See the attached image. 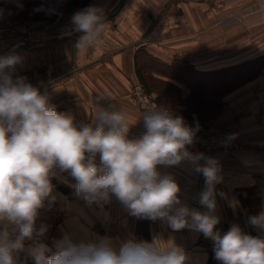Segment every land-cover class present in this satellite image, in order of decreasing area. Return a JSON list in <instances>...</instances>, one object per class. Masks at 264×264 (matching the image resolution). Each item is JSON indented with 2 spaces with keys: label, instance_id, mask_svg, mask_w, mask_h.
Returning a JSON list of instances; mask_svg holds the SVG:
<instances>
[{
  "label": "crops",
  "instance_id": "1",
  "mask_svg": "<svg viewBox=\"0 0 264 264\" xmlns=\"http://www.w3.org/2000/svg\"><path fill=\"white\" fill-rule=\"evenodd\" d=\"M6 2L16 6L26 0ZM88 6L102 10L106 31L101 42L87 52L75 48L80 33L68 34L74 13L62 21L53 13L52 20H38L57 25L34 42L0 47V55L15 51L22 56L14 75L26 77L41 91L47 89L51 103L58 111L71 114L77 124L92 122L98 96L105 97L101 107L113 105L127 112L133 123L139 121L143 112L132 100L131 91L136 83L144 88L141 75L157 87L153 96L160 91L179 112L185 109L189 86L196 79L222 72L236 74L239 68L251 69L253 62L262 60L259 69L247 77L250 80L232 87L222 100L217 98L218 104L223 102L220 112L199 121V132L231 131L242 144L232 153H203L221 166L222 181L216 185L215 197V215L220 218L216 230L222 233L237 224L244 233L264 238V232L248 223L250 216L264 209V0H92ZM215 100L214 95L213 110ZM143 130L140 120L129 135L136 137ZM190 168L184 162L160 166V171L174 175L183 203L207 211L197 202L204 177ZM52 183L55 193L64 198L42 216L50 225L44 239L51 249L47 253L55 251L54 240L65 232L81 235L86 230L110 237L117 246L128 238L146 240L138 219L129 216L119 202L113 200L103 209L87 206L75 197L71 187L75 181L68 173L54 175ZM147 230L149 242L159 237L161 243L183 247L186 264H208L213 241L202 233L187 228L174 232L160 219L149 220ZM29 246L30 242L26 249ZM29 254L27 250L20 253L22 264Z\"/></svg>",
  "mask_w": 264,
  "mask_h": 264
},
{
  "label": "clouds",
  "instance_id": "2",
  "mask_svg": "<svg viewBox=\"0 0 264 264\" xmlns=\"http://www.w3.org/2000/svg\"><path fill=\"white\" fill-rule=\"evenodd\" d=\"M70 24L69 35L80 33L79 52L98 45L106 31L103 12L95 6L75 12ZM21 63L15 51L0 55V264H21L20 253L26 250L34 264H186L184 248L161 243L162 238H128L117 246L110 237L86 230L63 233L53 242L55 251L46 255L50 225L42 216L64 198L52 183L58 173L74 179L75 197L89 207L103 209L115 200L131 217L160 219L174 232L202 233L213 241L221 264H264V238L244 233L237 224L223 235L216 230L221 166L214 157L189 150L201 130L198 120L190 125L175 111L153 105L141 115L144 130L130 137L140 120L133 123L113 105L101 107L105 97L98 96L92 122L77 124L71 114L57 110L47 89L14 75ZM184 162L204 177L197 202L207 211L183 203L174 175L160 171V166ZM248 223L264 232V209Z\"/></svg>",
  "mask_w": 264,
  "mask_h": 264
},
{
  "label": "trees",
  "instance_id": "3",
  "mask_svg": "<svg viewBox=\"0 0 264 264\" xmlns=\"http://www.w3.org/2000/svg\"><path fill=\"white\" fill-rule=\"evenodd\" d=\"M92 0H69L64 5V13L73 14L81 8L86 7ZM53 14L48 12L44 7L36 4V3H25L22 5L11 6L6 0H0V19L1 20H12L17 24H30V23H38L40 19L52 20ZM262 60H257L253 62V67L246 68L245 66L239 68V70L234 74V72H222L220 75L213 74L210 76L203 75V77L196 79L190 88V93L186 97L184 104L185 109L183 111L176 112L179 115H182L186 122L190 125L194 124L197 120L204 121L208 117H210L211 113H219L223 102L218 104L217 98L223 99V97L230 91V89L234 86H239L243 83V81L250 80L247 78L250 76L251 71L256 70L257 65L261 66ZM251 64V63H250ZM259 69V68H258ZM141 80L144 85L145 90L151 96L152 92H154L155 86L148 80H146L145 76L141 75ZM219 81V83H218ZM219 84V85H218ZM156 96L153 98L157 101V103L162 107H167L170 110L172 109V104L167 101V98L160 91H156ZM214 95L216 96L215 107L213 110L214 103ZM212 108V112H210ZM255 212L258 209L254 210ZM148 222L149 219H138V226L141 233L144 235L146 240L148 241ZM230 228L226 227L224 232L221 233L223 235ZM46 255H51L50 253H46ZM25 264H34V259L31 254L25 257ZM208 264H221V262L215 259L214 253V244L211 247L210 259Z\"/></svg>",
  "mask_w": 264,
  "mask_h": 264
},
{
  "label": "built area",
  "instance_id": "4",
  "mask_svg": "<svg viewBox=\"0 0 264 264\" xmlns=\"http://www.w3.org/2000/svg\"><path fill=\"white\" fill-rule=\"evenodd\" d=\"M60 16L61 14L59 13L58 17ZM37 31L38 30L32 29L28 24L0 22V47L22 46L31 43L35 41L40 36V34L44 33H38ZM131 98L142 110V112L147 107H151L153 105L160 106L157 101L145 91L143 86L137 83L133 86ZM241 147L242 144L234 132H198L197 142L194 144V146H190L189 149L194 152L210 154L215 151L232 153Z\"/></svg>",
  "mask_w": 264,
  "mask_h": 264
},
{
  "label": "rangeland",
  "instance_id": "5",
  "mask_svg": "<svg viewBox=\"0 0 264 264\" xmlns=\"http://www.w3.org/2000/svg\"><path fill=\"white\" fill-rule=\"evenodd\" d=\"M67 1H69V0H60V1H55V2L51 3V0H26V3H28V4L36 3L42 7L43 6L45 8L47 7L50 10V12L56 16V18L58 17V15L60 13L61 14L60 20L62 21L64 19L65 20L67 19L66 14L64 13L65 7L63 6L65 3H67ZM61 3H62V5L60 6ZM57 6H60V7L57 8ZM52 7L56 8V9H53ZM0 22H2V23H16L12 20H1V19H0ZM29 25L32 29L38 30L37 31L38 33L44 32L43 34H45V33L50 32L51 30L55 29V26L57 24H55L53 22H43V23H37V24L36 23H34V24L30 23ZM43 34H40V35H43ZM223 132H228V131H223Z\"/></svg>",
  "mask_w": 264,
  "mask_h": 264
},
{
  "label": "bare ground",
  "instance_id": "6",
  "mask_svg": "<svg viewBox=\"0 0 264 264\" xmlns=\"http://www.w3.org/2000/svg\"><path fill=\"white\" fill-rule=\"evenodd\" d=\"M55 1H60V0H51V3H52V2H55ZM60 5H61V4H60ZM58 7H59V6H57V8H58Z\"/></svg>",
  "mask_w": 264,
  "mask_h": 264
}]
</instances>
